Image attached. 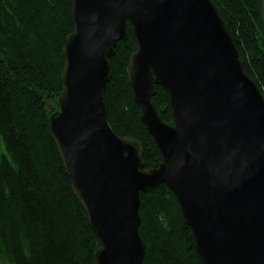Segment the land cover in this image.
Instances as JSON below:
<instances>
[{
    "label": "water",
    "instance_id": "1",
    "mask_svg": "<svg viewBox=\"0 0 264 264\" xmlns=\"http://www.w3.org/2000/svg\"><path fill=\"white\" fill-rule=\"evenodd\" d=\"M60 109L49 119L72 189L98 240L95 264H144L141 194L176 196L204 264H264V96L212 0H73ZM133 26L130 83L162 154L144 170L139 141L118 136L104 93L110 59ZM169 95L174 123L153 104Z\"/></svg>",
    "mask_w": 264,
    "mask_h": 264
},
{
    "label": "trees",
    "instance_id": "2",
    "mask_svg": "<svg viewBox=\"0 0 264 264\" xmlns=\"http://www.w3.org/2000/svg\"><path fill=\"white\" fill-rule=\"evenodd\" d=\"M229 25L245 73L264 96V0H212ZM75 30L73 0H0V259L5 264H95L98 240L72 189L49 119L64 90V46ZM109 60L104 93L108 121L139 141L144 170L162 154L142 121L130 83L139 48L133 26ZM174 123L168 93L152 99ZM144 264H204L175 194L166 186L141 194Z\"/></svg>",
    "mask_w": 264,
    "mask_h": 264
},
{
    "label": "rangeland",
    "instance_id": "3",
    "mask_svg": "<svg viewBox=\"0 0 264 264\" xmlns=\"http://www.w3.org/2000/svg\"><path fill=\"white\" fill-rule=\"evenodd\" d=\"M0 264H5V261H3L2 259H0Z\"/></svg>",
    "mask_w": 264,
    "mask_h": 264
}]
</instances>
